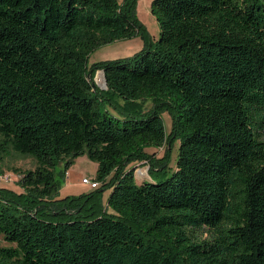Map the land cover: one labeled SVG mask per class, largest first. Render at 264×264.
Returning a JSON list of instances; mask_svg holds the SVG:
<instances>
[{"label":"trees","instance_id":"1","mask_svg":"<svg viewBox=\"0 0 264 264\" xmlns=\"http://www.w3.org/2000/svg\"><path fill=\"white\" fill-rule=\"evenodd\" d=\"M136 4L0 0V150L36 161L0 186V264H264V0H152L154 40ZM175 141L167 171L146 149ZM83 154L99 186L58 197Z\"/></svg>","mask_w":264,"mask_h":264},{"label":"rangeland","instance_id":"2","mask_svg":"<svg viewBox=\"0 0 264 264\" xmlns=\"http://www.w3.org/2000/svg\"><path fill=\"white\" fill-rule=\"evenodd\" d=\"M151 1L152 0H137L136 12L139 20L143 23L149 35L154 40L158 37L159 27L154 16L150 12ZM142 44L143 41L139 36L127 39H118L111 43L104 44L94 50L90 54L88 62L92 63L100 60L129 56L140 49ZM100 72H102V70L96 71L94 81L99 87H105L104 82L101 84V79L98 76ZM145 106L149 107L150 102H147ZM162 116L164 118L166 130L169 131L171 125L170 114L167 111H163ZM177 147L178 141H175L171 146L164 144L163 146L157 148L150 147L146 150L149 153H154L157 157L164 156V154L168 151V154L170 155V162L169 169H167V171H170V168H174L175 166ZM35 165V159L29 155L16 153L10 148H7L6 152L0 150V186L20 190L16 184V180L19 177L17 170L33 169ZM96 169L97 163L94 160L89 159L85 154L76 157L74 162L68 168L64 179L61 181L57 196H76L94 190L95 188H91L88 184L82 183L81 179L83 177L93 179ZM147 169V165H142L141 163H137L135 165L134 175L138 183L149 179ZM167 173L169 174V172ZM108 194L109 189L107 188L101 191L100 198L103 204L106 203ZM0 245H11L10 242L3 238L2 233H0Z\"/></svg>","mask_w":264,"mask_h":264},{"label":"built area","instance_id":"3","mask_svg":"<svg viewBox=\"0 0 264 264\" xmlns=\"http://www.w3.org/2000/svg\"><path fill=\"white\" fill-rule=\"evenodd\" d=\"M81 182L82 183H84V184H88L91 188H96V187H98V182H97V180H95V179H90V178H88V177H83L82 179H81Z\"/></svg>","mask_w":264,"mask_h":264},{"label":"bare ground","instance_id":"4","mask_svg":"<svg viewBox=\"0 0 264 264\" xmlns=\"http://www.w3.org/2000/svg\"><path fill=\"white\" fill-rule=\"evenodd\" d=\"M99 77H100V81H101V84H103V82H104V79H103V74H102V72H100L99 73V75H98Z\"/></svg>","mask_w":264,"mask_h":264},{"label":"water","instance_id":"5","mask_svg":"<svg viewBox=\"0 0 264 264\" xmlns=\"http://www.w3.org/2000/svg\"><path fill=\"white\" fill-rule=\"evenodd\" d=\"M102 74H103V72H102ZM103 79H104V77H103ZM104 84H105V80H104ZM101 88H104V87H101Z\"/></svg>","mask_w":264,"mask_h":264},{"label":"crops","instance_id":"6","mask_svg":"<svg viewBox=\"0 0 264 264\" xmlns=\"http://www.w3.org/2000/svg\"><path fill=\"white\" fill-rule=\"evenodd\" d=\"M66 174H67V172H66Z\"/></svg>","mask_w":264,"mask_h":264}]
</instances>
